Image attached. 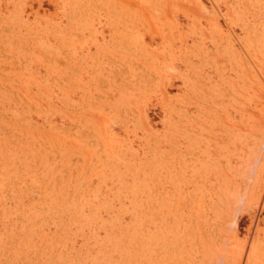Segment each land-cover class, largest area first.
<instances>
[{
  "label": "rangeland",
  "instance_id": "1",
  "mask_svg": "<svg viewBox=\"0 0 264 264\" xmlns=\"http://www.w3.org/2000/svg\"><path fill=\"white\" fill-rule=\"evenodd\" d=\"M0 264H264V0H0Z\"/></svg>",
  "mask_w": 264,
  "mask_h": 264
}]
</instances>
